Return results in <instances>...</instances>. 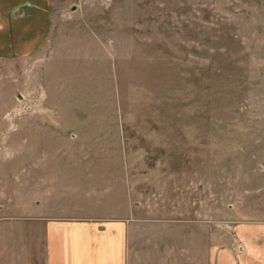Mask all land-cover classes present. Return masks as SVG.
I'll use <instances>...</instances> for the list:
<instances>
[{
  "label": "rangeland",
  "instance_id": "374dc122",
  "mask_svg": "<svg viewBox=\"0 0 264 264\" xmlns=\"http://www.w3.org/2000/svg\"><path fill=\"white\" fill-rule=\"evenodd\" d=\"M50 3L41 47L0 57L10 207L31 196L96 214L126 197L131 264H156L168 246L175 264H215L219 248L239 264L243 238L264 236V0ZM8 254L0 242V264Z\"/></svg>",
  "mask_w": 264,
  "mask_h": 264
},
{
  "label": "crops",
  "instance_id": "0c3cea01",
  "mask_svg": "<svg viewBox=\"0 0 264 264\" xmlns=\"http://www.w3.org/2000/svg\"><path fill=\"white\" fill-rule=\"evenodd\" d=\"M50 4V0H0V57H27L41 47L49 30ZM39 166L46 168L47 163L41 162ZM43 183L41 178L39 187ZM124 184L127 190L126 174ZM9 200V194L0 189V227L7 230V236L1 237L0 242L9 251L7 264H33L30 222L33 208H39L34 217L39 219L35 231L39 233L41 264H131L128 233L135 226L129 224L133 221L129 220L126 197L116 199L118 204L108 200L106 212L96 214L48 211L43 197L31 196H24L22 212L16 214ZM257 229H253L251 238L242 237L244 251L240 253L239 264H264V236L257 235ZM198 244L202 257L207 245L203 248L202 241ZM186 247L191 257L189 242L183 244ZM218 250L221 251L216 252L215 264H224L223 249ZM167 251L168 258L164 256L156 264H164L166 260L169 264L178 262L170 246ZM186 264H193L191 258Z\"/></svg>",
  "mask_w": 264,
  "mask_h": 264
}]
</instances>
